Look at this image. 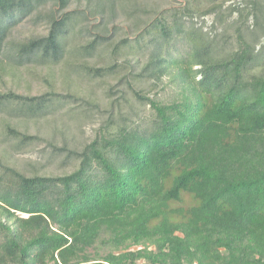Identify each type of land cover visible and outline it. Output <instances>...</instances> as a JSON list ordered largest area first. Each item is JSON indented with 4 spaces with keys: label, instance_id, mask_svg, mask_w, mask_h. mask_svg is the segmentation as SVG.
I'll return each instance as SVG.
<instances>
[{
    "label": "trees",
    "instance_id": "trees-1",
    "mask_svg": "<svg viewBox=\"0 0 264 264\" xmlns=\"http://www.w3.org/2000/svg\"><path fill=\"white\" fill-rule=\"evenodd\" d=\"M225 1L0 0V141L44 140L69 166L0 152V264H264V0ZM58 72L121 74L145 113L57 147L58 117L86 116H58ZM40 119L47 140L28 133Z\"/></svg>",
    "mask_w": 264,
    "mask_h": 264
},
{
    "label": "rangeland",
    "instance_id": "rangeland-1",
    "mask_svg": "<svg viewBox=\"0 0 264 264\" xmlns=\"http://www.w3.org/2000/svg\"><path fill=\"white\" fill-rule=\"evenodd\" d=\"M108 1V0H104ZM181 1V0H177ZM246 0H227L224 2L223 7L238 3L240 5L244 4ZM214 14H207L198 19V24L201 20L204 21V30L210 29L211 25L214 22ZM236 18V12H234L229 18L230 21ZM248 24L251 26L252 20L248 21ZM41 29V27H38ZM32 30L30 24H23L20 26L19 31L28 32ZM217 32L221 31V28L216 29ZM121 74L117 76H108L104 78H89L90 76L80 77L76 76L74 73H70V79L65 80L60 75L59 72L53 81V90L60 93L63 96V99L67 100L63 107L60 108L59 115H64L67 110L73 108L75 112H79L84 109L86 111V116L76 119L74 117H58L60 124H67L70 126L67 133H64V136L60 134V130H55L52 142L57 145V147L62 146L63 142H67L69 148H75L83 142V140L88 139L93 130L99 126V124L104 123L108 118H112L117 115L123 114L126 116H132L134 113L139 115L145 113V107L143 106V101L138 100L132 91H129L124 84H117L118 78ZM33 93H40L41 91L51 90L48 83L45 81L38 80L37 82L31 81L29 83ZM110 88V89H109ZM137 88H141L145 91L150 90L149 95L153 96L155 93L160 98H166L172 94L169 87L160 88V84L153 85L149 80L146 82L139 83ZM28 89V88H27ZM22 91H25L22 89ZM83 98H86L88 102L85 101H70L71 98L67 97L68 94L74 93ZM148 108V106H146ZM82 111L79 112V115H84ZM134 117V116H133ZM136 117L132 118L135 119ZM81 119V120H80ZM57 121V122H58ZM65 122V123H64ZM29 127L27 128L28 133L41 135V137L46 138L50 133V127L52 123L48 122L46 119H40L35 122H30ZM78 125L81 126V129L78 128ZM6 148L11 154L12 158L16 159L19 163L24 162H35L39 166H42V170L46 172H61L65 171L69 166L60 165L64 153L57 155L56 158H52L51 161L46 160V155L51 151V147L48 146L47 142L44 140L34 141V143L27 145L23 151H13L9 149L6 143L0 141V152ZM66 154V152H65Z\"/></svg>",
    "mask_w": 264,
    "mask_h": 264
}]
</instances>
